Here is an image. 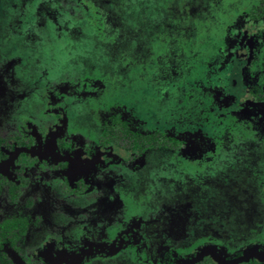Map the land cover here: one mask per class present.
I'll return each instance as SVG.
<instances>
[{
  "label": "flooded vegetation",
  "instance_id": "obj_1",
  "mask_svg": "<svg viewBox=\"0 0 264 264\" xmlns=\"http://www.w3.org/2000/svg\"><path fill=\"white\" fill-rule=\"evenodd\" d=\"M98 1L13 0L40 35L0 26V264H264V0L216 4L222 33L179 77L165 58L154 74L144 63L121 78L85 44L68 60L79 37L53 19L94 31L101 6L116 5L149 31L155 3ZM55 50L66 57L40 85L36 63ZM221 154L225 169H210Z\"/></svg>",
  "mask_w": 264,
  "mask_h": 264
},
{
  "label": "rangeland",
  "instance_id": "obj_2",
  "mask_svg": "<svg viewBox=\"0 0 264 264\" xmlns=\"http://www.w3.org/2000/svg\"><path fill=\"white\" fill-rule=\"evenodd\" d=\"M228 1L229 0H154L155 4L152 7L153 9L151 8V14L153 17H150L149 31L146 27L143 29L138 28L137 26L139 22L141 24L142 13H135L136 17H134V14L131 13V18H129L128 11H124L121 8L116 9V5L114 7L111 6L110 9L107 8V5H105V7L101 6L103 7L102 12L105 16L103 26L100 29H96L94 31H90L88 29V27L92 25L90 21L79 26V22H74L73 18H71L72 20L68 21V18H64L62 14L52 21L55 22L57 26L59 25V29L61 30L66 26L69 27L71 30V35L79 37V45L76 47V52L72 50L73 53L71 56H65L68 58V60L72 59L73 57H76L79 60V58H81V54L76 53H78V49L82 48L81 44H85L86 46L83 48H85L87 52H91V56L95 55L96 53L98 57L106 59L108 63L111 62L114 64L112 67L108 68V72L113 73V75H116V77L121 78L122 76L130 74V72L133 73L135 70L140 74V71L142 72L141 65L144 63L147 73L154 74L156 73L157 69L161 67L165 58L170 61L169 65L167 66V71L169 73L172 72V74L175 73V77H179V66L187 61L189 54L193 56L198 52L200 61L201 52H203L206 57L210 56L208 55L210 52V41L212 40V38H210V34H212L214 37H218L223 31L222 24H220V18H218V14L216 12L220 9L223 3L227 5L232 3V0L229 2ZM216 4L218 7L215 12L212 9L216 6ZM20 11V7L17 4L15 5L13 0H0V20H4L3 23H0V26L2 24L3 26L11 24L10 27H17L15 29L16 32H22L21 37L25 39L28 37V40L31 39V37H38L40 34L37 35L36 30L24 29L27 27L25 23H22L24 19V11ZM139 16L141 17L139 18ZM132 19L136 25L131 23ZM158 24L162 26L164 24L166 25L161 27ZM56 25H54V28L57 27ZM40 29L43 31V27H39V30ZM18 34L20 35V33ZM47 37H49V35H47ZM180 40V45L177 43V47H175V42H180ZM192 40H197L198 42L204 41L206 43L204 46L199 47V49H186L185 42H190ZM85 49H83V54L86 53ZM174 52H179L175 62L171 58L174 57ZM53 55L54 52L50 53L48 57L49 59L47 56H45L46 61H44L45 63L42 65V68L40 65H37L39 62L36 63V66L39 69L35 68L34 73L36 74L40 85L46 83L43 82V78L46 79L49 76L48 79H51V76L55 75L56 68H59L58 62L61 63V60L65 58L64 55L60 56L58 53H56V50L54 58ZM64 63H68V65H63L62 63L63 66H71V62ZM128 67H130V71L128 70ZM102 69L104 72L107 71L105 67ZM185 73H187V68L186 72H182V75H185ZM175 77L173 78L175 79ZM34 78L35 77L32 79ZM122 85H124V83ZM176 90L174 92L168 91V96L165 97L168 100L173 99V105L180 97V94L176 92H180L181 90ZM165 120L167 123L172 122V120L169 118H165ZM235 136L236 139L242 138L239 132H237ZM263 143V141H260V145ZM222 159H225L222 154L217 156L214 163L211 165V167L209 164L208 168L210 167V169L212 168L213 170L225 169V166L223 165L224 161H222ZM202 166V168H205V164H202ZM235 167V169H231V173L233 175H240V173L243 174L240 165H236ZM203 179L206 181L204 176ZM164 180L165 182L162 183H166V179ZM167 185L174 186L173 183ZM207 185H209L208 190L205 189L200 194L210 201V177ZM185 195L187 194H181L183 198H185ZM254 195L255 194L253 192V198H255ZM258 210H261L260 206ZM225 211L226 210H222L220 212L223 213V217ZM244 211H250L249 206L246 207ZM231 230V232H237L238 234L245 235V239L247 241L254 238L255 229H253L252 226L248 228L247 224H242L240 226L233 224ZM214 232L220 233L216 226L211 231V233ZM226 238L231 239V244H234L237 241L232 238H228V236Z\"/></svg>",
  "mask_w": 264,
  "mask_h": 264
}]
</instances>
